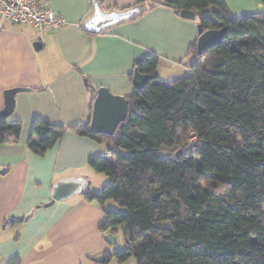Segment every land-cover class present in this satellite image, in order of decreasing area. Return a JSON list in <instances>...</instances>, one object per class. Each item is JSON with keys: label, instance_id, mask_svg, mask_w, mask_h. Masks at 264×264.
I'll use <instances>...</instances> for the list:
<instances>
[{"label": "trees", "instance_id": "trees-1", "mask_svg": "<svg viewBox=\"0 0 264 264\" xmlns=\"http://www.w3.org/2000/svg\"><path fill=\"white\" fill-rule=\"evenodd\" d=\"M141 2L195 11L204 30L228 32L202 53L198 39L191 43L189 72L168 81L158 54L136 59L134 70L150 79L126 96L128 116L113 135L90 121L36 118L28 146L45 155L68 129L106 145L89 164L108 181L86 198L114 199L128 212L105 210L103 234L126 229L125 248L104 251L105 263L264 264V10L235 16L225 0ZM22 128L0 114V143L17 141ZM18 263V256L8 262Z\"/></svg>", "mask_w": 264, "mask_h": 264}, {"label": "crops", "instance_id": "crops-1", "mask_svg": "<svg viewBox=\"0 0 264 264\" xmlns=\"http://www.w3.org/2000/svg\"><path fill=\"white\" fill-rule=\"evenodd\" d=\"M49 1L65 17L63 27L40 33L32 25L0 16V110L7 89L26 88L16 93L10 115L22 123L21 135L0 143V263L18 256V264H87L86 259L110 264L113 258L108 263L92 259L111 251L105 242L113 246L100 231L107 201L101 205L86 198L87 192L98 193L92 188L98 171L89 159L103 153L106 145L68 129L45 155H38L28 146L32 123L36 118L67 126L90 121L94 100L89 85L131 95L136 89L134 61L151 52L160 57L162 79L182 76L194 60L188 51L198 39L199 19L157 5L137 19L95 34L80 26L91 0ZM137 1L101 0L119 7ZM225 2L235 16L264 10L260 0ZM66 178L74 179L80 191L46 206L53 185ZM101 178L103 186L108 178Z\"/></svg>", "mask_w": 264, "mask_h": 264}, {"label": "water", "instance_id": "water-1", "mask_svg": "<svg viewBox=\"0 0 264 264\" xmlns=\"http://www.w3.org/2000/svg\"><path fill=\"white\" fill-rule=\"evenodd\" d=\"M148 8L146 2L136 3L124 8L116 6L105 7L101 0H91V10L80 23L84 31L102 34L106 30L112 29L122 23L136 19ZM180 15L187 19H195L196 12L183 9ZM198 51H203L222 42L223 37L228 32V27L220 29L204 30L201 23H198ZM150 79V76L134 70V84L136 88L141 89ZM26 90L23 87H14L5 91V106L0 110L2 116H10L15 109V95L17 92ZM129 112V99L124 95L113 93L108 87L101 86L97 90V95L93 102L90 128L99 133L113 135L118 125L123 122ZM2 173V171L0 169ZM75 180L66 178L57 181L52 187V199L45 205H51L56 200H62L71 194L80 191V185H75ZM33 212L25 217L27 220ZM124 233L126 229L124 228ZM105 240L110 244H117L118 238L114 232H108L104 235ZM96 263H104L106 256L104 254L92 258Z\"/></svg>", "mask_w": 264, "mask_h": 264}, {"label": "built area", "instance_id": "built-area-1", "mask_svg": "<svg viewBox=\"0 0 264 264\" xmlns=\"http://www.w3.org/2000/svg\"><path fill=\"white\" fill-rule=\"evenodd\" d=\"M0 16L13 24L32 25L40 33L63 27L67 22L49 0H0Z\"/></svg>", "mask_w": 264, "mask_h": 264}, {"label": "rangeland", "instance_id": "rangeland-1", "mask_svg": "<svg viewBox=\"0 0 264 264\" xmlns=\"http://www.w3.org/2000/svg\"><path fill=\"white\" fill-rule=\"evenodd\" d=\"M188 72H189L188 70L182 71L181 75H184V74H186ZM162 77L167 79V80L172 79V77H166L165 75H162ZM96 173H97V176H93V179H92V182H93L92 183V188H93V190L100 192L101 189H102V184H103L101 177H103V178H108V177L103 172H96ZM105 207L108 208V209L118 210V211H120L123 214H126L128 212L127 207L120 205L114 199L107 200V202L105 204ZM116 235H117V238H118V243L117 244H112L113 246H111V245H109V244H107L105 242V247L109 248L111 251H113L115 248L124 249L125 246H126V239H125L123 231L121 229H119V231H118V233ZM91 252L92 251H88V253H86L85 256H89L91 254ZM85 256H84V258H88V257H85ZM85 263L91 264L90 260H87V259L85 260ZM110 264H137V262H136V259L134 257H131L127 261H125L124 263H119L118 260L115 257H113V259L111 260Z\"/></svg>", "mask_w": 264, "mask_h": 264}]
</instances>
